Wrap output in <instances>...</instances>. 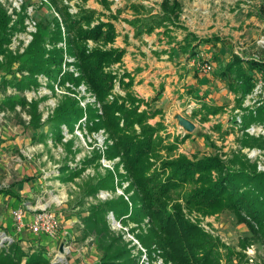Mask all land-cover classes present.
I'll list each match as a JSON object with an SVG mask.
<instances>
[{"label": "rangeland", "instance_id": "1", "mask_svg": "<svg viewBox=\"0 0 264 264\" xmlns=\"http://www.w3.org/2000/svg\"><path fill=\"white\" fill-rule=\"evenodd\" d=\"M97 1L102 3V0H88L87 7L96 8ZM109 1L113 5V2L121 0ZM131 1L146 4L154 15L162 0ZM177 1L182 6L179 24L193 32L195 38H190L192 42H203L210 38L219 40L213 44L218 49L217 52L207 53L208 51L197 49L198 51L192 54L194 57L198 52H203V55L212 59L211 62L215 65L209 74L212 79L217 78L220 68L231 61L233 54L246 57L255 54L258 48L264 49L260 42L264 40V13L260 12L264 0ZM76 2L79 0H0V8L9 17L8 27H15L14 32L9 35L7 47L17 57V61L8 69L2 65L0 81L5 77L14 82H22L21 90L9 86L3 89L0 87V191H4L0 193V251L9 243L28 254L41 250L46 253L48 264H99L100 252L94 245L95 238L83 236L81 215L89 207L125 196V187L128 184L125 182L121 186L116 182L113 194L100 190L94 197L83 196L86 184L95 183L94 178L98 176L104 177L106 169L115 171L113 163L119 162L118 159L107 161L103 157L98 158L99 155L102 156L101 151L105 143H112L104 127L99 126L98 116L102 115V105L96 101L92 92L86 89L87 86L83 82L73 86L70 81H66L63 72L73 71L67 66L62 65L61 74L56 75L63 77L61 81L59 77H55L50 79V82H47L48 77L44 74H38L32 79L28 73L19 70L24 60L21 56L34 36L38 34L47 38L53 35V31L60 33L61 42L46 44L45 49L50 51L53 48H62L66 62L75 61V58L68 54L65 44L68 32L62 13L68 9V5L74 6ZM81 7L84 9V4ZM87 45L89 46L88 42ZM90 45L94 47L95 43ZM108 48L116 49L112 44ZM175 70L178 73L179 68ZM108 72L114 75L115 80L106 102L109 103L118 96L124 98L126 92L132 91L134 97L149 103L148 107L141 103L139 111L152 113L159 110L148 123L151 126L157 123L159 136L165 144L174 143L178 139L175 155H184L189 159L217 155L222 161L237 157L254 165L257 172H264V146L252 141H264V110L258 113L253 111L260 101L264 102V85H260L257 94L245 96L239 106L231 92L220 94L224 89L221 88L224 84L222 80H219L221 87L207 80L199 85L200 88H192L194 91H200L201 96H194L192 93L190 95L188 91H184L181 97L176 95L177 100L166 101L160 99L161 95L155 96L161 94L165 83L156 88L158 91L154 96L144 98L140 92L133 89L134 82L139 79L135 71L131 73L122 65L114 64ZM258 76L260 78H256L254 89L261 80V75ZM147 78L148 75L137 80V83L144 84ZM130 80L131 88L123 90L121 81L127 84ZM27 81H34L35 86L24 87ZM146 85L153 87L152 83ZM185 93L189 98L186 96L187 99L181 101ZM219 94L221 97L217 98ZM7 99L24 100L25 105H15L14 109L10 110L3 106ZM71 100L77 102V106L85 112L82 120L75 123L70 132L65 124H56L54 127V116L58 106L66 107ZM207 105L218 107L219 112L215 115L207 113L204 108ZM126 106L129 107L127 103ZM261 106L264 107V103ZM87 107L96 111L97 116L85 119ZM178 115L188 119L195 126L188 138L183 137V131L177 127ZM57 135L61 138L54 140ZM244 139L246 144H242ZM160 154L165 158L164 152ZM83 162H87L86 168H82ZM155 165L158 167L159 161ZM62 166L67 167L65 173H61ZM118 170L123 172L121 165ZM68 173H73L70 180L61 181L58 178L67 176ZM6 191L16 197L5 194ZM18 205L24 208L25 214L32 209L49 207L60 216L62 226L69 230L68 235L59 237L58 240H49L45 236L25 230L14 232L10 212ZM200 220L201 226L220 242L222 264H264V236L254 235L245 224L238 223L232 213L224 212ZM110 221L111 230L119 233L122 240L129 243V247H134L132 253L138 255L141 252L142 255V249L147 251L148 248L142 246L136 238L137 233L141 232L139 226L134 223L122 225ZM131 229L133 233L130 232ZM61 242L65 243L63 254L59 253ZM162 263L168 264L163 260ZM21 264H25L24 260Z\"/></svg>", "mask_w": 264, "mask_h": 264}, {"label": "trees", "instance_id": "2", "mask_svg": "<svg viewBox=\"0 0 264 264\" xmlns=\"http://www.w3.org/2000/svg\"><path fill=\"white\" fill-rule=\"evenodd\" d=\"M102 3L105 8H109V1L102 0ZM161 9L162 15H157L155 20L142 21L145 32L166 27L164 22L173 23L172 20L177 19L181 10L176 0H165ZM260 10L264 13V5ZM62 15L68 32L65 44L68 54L75 61L67 63L62 48L50 51L45 49L46 44L54 45L61 40L60 33L53 31V35L47 38L38 34L34 36L21 56L24 60L19 70L28 73L32 79L38 74H44L48 77L47 82H50L55 77L61 81L62 76L56 75L61 74L62 65L68 69L71 67L72 72L62 74L66 81H70L73 86L83 82L102 105V115L98 116L99 126L104 127L112 143H105L102 156L98 158L103 157L107 161L118 159L119 162L113 163L115 171L106 169L104 177L98 176L94 178L95 183L86 184L83 196L94 197L100 190L113 194L116 182L121 186L125 182L128 184L125 196L89 207L81 215L83 236L95 238L94 245L100 252L99 264H139L141 259V252L138 255L132 253L134 247H129V243L123 241L119 233L111 230L110 214L115 222L122 225L134 223L141 228L136 238L142 246L148 248L146 253L149 264L157 258L168 264H222L220 242L192 222L188 218L192 214L211 216L230 212L238 223L246 224L254 235L264 236V172H257L254 165L237 157L222 161L217 155L193 159L175 155L178 139L174 143L165 144L159 136L157 123L154 126L148 123L159 110L152 113L139 111L141 103L147 107L149 103L134 97L132 91L126 92L124 98L114 97L107 103L115 80L114 75L108 72L109 68L120 62L124 53L123 50L107 47L114 42L113 25L99 21L94 10L80 9L76 16L66 10ZM94 21L98 23L91 27ZM8 24L9 17L0 8V68L5 65L6 69L17 61V57L7 47L9 35L15 30V27H8ZM88 41L94 42L95 46L89 48ZM186 46L193 50L188 43ZM258 75L264 81V49L261 48L246 57L233 54L231 61L220 68L217 78L224 82L223 88L235 96L239 106L245 96L253 95ZM120 84L125 90L131 88L132 81L127 84L121 81ZM21 85L22 82H14L5 77L0 81L2 89L9 86L21 90ZM25 86H35V83L27 81ZM262 103L260 101L253 111L258 113L264 110ZM15 105L23 107L25 101L7 99L3 104L4 108L10 110ZM204 108L212 115L219 112L218 107L212 105ZM84 112L72 100L66 107L58 106L54 127L56 124H65L71 132L74 124L82 120ZM93 116H97V112L87 107L85 119ZM58 136L54 140L61 138ZM252 141L264 146V141ZM242 142L246 144V139ZM161 152H164L166 159ZM82 165V168H86L87 162ZM119 165L123 172L118 170ZM66 168L62 166L61 173H65ZM72 176L73 173H68L58 178L65 181ZM5 194L16 197L8 191ZM130 232L133 233V230ZM23 260L25 264L49 263L46 253L41 250L28 254L9 243L0 251V264H21Z\"/></svg>", "mask_w": 264, "mask_h": 264}, {"label": "crops", "instance_id": "3", "mask_svg": "<svg viewBox=\"0 0 264 264\" xmlns=\"http://www.w3.org/2000/svg\"><path fill=\"white\" fill-rule=\"evenodd\" d=\"M87 1L88 0H86V2ZM164 1L165 0H162L159 3L158 11L156 14L154 13V15L146 7V4L138 1L132 2L131 0L128 2L121 0L120 4L116 7V10L111 9V1H109L110 5L108 9L104 7L103 3H99L98 1L96 2V8L90 7V9L94 10L99 16H97L99 21L104 23L109 22L114 27L115 38L114 42L112 43V47L124 51L120 62L117 64L122 65L128 72L134 73L135 71V74L139 79L142 77L146 78L148 75V78L145 79L144 84H138L137 80L139 79H137L133 84V89H136V91L140 92V95L145 98L154 96L158 91L156 88L162 83H165L163 86L164 90L161 91V94H156L155 96L161 95V100L175 101L177 100L176 95L178 94V96L181 97L184 91H188V94L190 95L192 93L194 96H201L200 91H194L192 88H200L199 85L202 84L203 81L207 82V80H209L216 86L221 87V82L218 78L212 79V76H206V74L201 73L198 71V68L192 61V53L194 51H198L199 49L208 51L207 53H209V51L213 53L217 52L218 49L213 44L219 40L216 38H210L203 42L199 40H193L192 42L190 38L194 37L193 32L188 28H183L182 25L179 24L181 10L177 19L172 20L173 23L164 22L166 27L155 28L150 33L144 31V28L142 27V21H153L157 15L161 16V5ZM168 1L171 2L172 0ZM180 9H182L181 4ZM136 21L139 23L135 24ZM93 23L97 24L98 22L94 21ZM187 43L191 48H193V50H190V48L186 46ZM175 59H177V61ZM213 66H215L214 63ZM175 68H179L178 73L176 72ZM149 83H152L153 87L146 85ZM176 90L180 91L178 93H173L176 92ZM225 92L228 91L226 89H222L220 94ZM220 94L217 98L221 97ZM186 96L189 98L185 93L181 98V101L183 99H187ZM183 137L188 138L184 134ZM27 196L30 197L29 194H27ZM20 207L21 205L14 206L11 210ZM32 213L33 212L29 210V212L25 214L26 222L30 220ZM219 214H214L211 216L192 214L189 215L188 218L204 229V227L201 226L200 218L214 217ZM62 229H66L65 236H67L69 230L64 226H62Z\"/></svg>", "mask_w": 264, "mask_h": 264}, {"label": "built area", "instance_id": "4", "mask_svg": "<svg viewBox=\"0 0 264 264\" xmlns=\"http://www.w3.org/2000/svg\"><path fill=\"white\" fill-rule=\"evenodd\" d=\"M84 4V9L86 10H92L87 7V2L85 0H79V2L75 3V7L72 5H68V13L72 16H76L80 9H83L81 5ZM120 4L119 1L113 2V5L111 7L112 10H114L113 7H117ZM94 25L91 24V27ZM261 45L264 46V40L260 41ZM89 48H92L90 44H92L91 41H88ZM108 45L107 47H109ZM203 52H198L193 57V63L198 68V71L202 72L203 74L209 75L211 74V71L213 70V64L211 62V58L207 55H203ZM205 58H204V57ZM202 60V61H201ZM71 71L73 70L70 67ZM260 78V76H257ZM260 80V83L257 84V88L254 89L253 95L257 94L258 88L260 89V85H264V81ZM184 134V133H183ZM61 203V201H59ZM33 213L31 215V218L29 221H25V210L24 208H17L11 210L10 214L13 221V227L14 232L19 233L21 231H28L32 234H39L47 237L50 240H58V238H62L66 235V232L63 231L61 227V219L60 216L55 212L52 211L49 207H44L41 209H32ZM113 222V216L112 214L109 215ZM142 255L139 264H149L146 250L142 249ZM152 264H163L161 258H157L156 261H154Z\"/></svg>", "mask_w": 264, "mask_h": 264}, {"label": "water", "instance_id": "5", "mask_svg": "<svg viewBox=\"0 0 264 264\" xmlns=\"http://www.w3.org/2000/svg\"><path fill=\"white\" fill-rule=\"evenodd\" d=\"M176 120L178 123L177 127L183 131V133L186 137H188L193 132V130L195 128L194 124L191 121H189L188 119H185L184 117L179 116V115L176 117ZM64 244H65L64 242L60 243V246H59V253L60 254L64 253V249H63Z\"/></svg>", "mask_w": 264, "mask_h": 264}]
</instances>
